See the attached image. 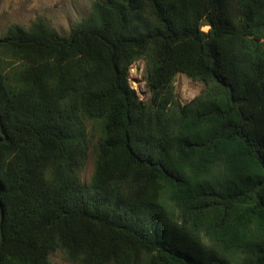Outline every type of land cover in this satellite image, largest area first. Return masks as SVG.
I'll return each mask as SVG.
<instances>
[{
	"label": "trees",
	"instance_id": "obj_1",
	"mask_svg": "<svg viewBox=\"0 0 264 264\" xmlns=\"http://www.w3.org/2000/svg\"><path fill=\"white\" fill-rule=\"evenodd\" d=\"M141 59L148 102L129 84ZM178 73L205 84L186 104ZM58 249L264 264V0H96L67 35L39 18L0 36V264Z\"/></svg>",
	"mask_w": 264,
	"mask_h": 264
},
{
	"label": "rangeland",
	"instance_id": "obj_2",
	"mask_svg": "<svg viewBox=\"0 0 264 264\" xmlns=\"http://www.w3.org/2000/svg\"><path fill=\"white\" fill-rule=\"evenodd\" d=\"M94 1L96 0H1L0 36L6 34L13 24L29 27L39 18L46 20L60 34L67 35L81 19L90 15ZM208 29L204 27V30ZM129 84L136 90L141 100L149 101L150 92L146 82L144 59L136 61L131 66ZM173 86L175 98L182 104L198 97L205 88L203 82L193 80L183 73L176 74ZM87 133L89 151L80 176L83 183L89 185L95 171L100 131L93 122H88ZM51 262L52 264H79L72 261L60 249L51 255Z\"/></svg>",
	"mask_w": 264,
	"mask_h": 264
},
{
	"label": "water",
	"instance_id": "obj_3",
	"mask_svg": "<svg viewBox=\"0 0 264 264\" xmlns=\"http://www.w3.org/2000/svg\"><path fill=\"white\" fill-rule=\"evenodd\" d=\"M237 101L233 100V103H236Z\"/></svg>",
	"mask_w": 264,
	"mask_h": 264
}]
</instances>
